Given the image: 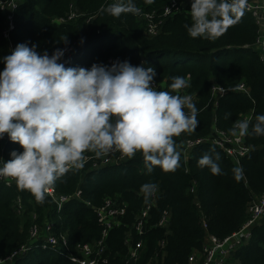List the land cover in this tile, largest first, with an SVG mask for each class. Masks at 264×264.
Returning <instances> with one entry per match:
<instances>
[{
    "label": "trees",
    "instance_id": "16d2710c",
    "mask_svg": "<svg viewBox=\"0 0 264 264\" xmlns=\"http://www.w3.org/2000/svg\"><path fill=\"white\" fill-rule=\"evenodd\" d=\"M118 2L121 0H21L14 13L15 28L7 38L3 36L5 16L0 11V72L5 67L3 57L21 43L29 47L35 44L41 55L45 50L49 56L56 49L65 50L60 62L66 68L109 66V59L113 62L127 60L133 66L144 63L145 67L155 69L158 91L172 92L170 77L186 79L188 93L195 97L193 103L198 110L199 125L192 132L173 137L180 152V166L174 172H164L155 166L148 173L140 152L121 165L88 171L90 164H87L82 171L70 170L53 187L57 195L80 192V199L67 202L59 213L47 194L44 203L39 204L30 192L20 190L15 180L11 186L1 183L0 259L29 243L32 214L38 216L39 223L45 218L53 221L55 233H63L71 246L96 241L101 225L93 208L109 197L127 205L120 225L115 226L107 238L110 264H124L126 232H131L135 241L142 242L136 264H188L190 255L201 249L205 234L223 239L237 231L247 218V205L252 197L264 194V136H244V145L249 151L238 165L207 142L184 152L185 140L212 137L214 129L230 132L234 122L250 111L254 117L249 126L251 133L255 116L264 115V65L259 50L254 47L258 27L251 14L245 12L215 40L192 38L184 27L192 23L191 0H178L180 8L181 2L184 3L181 11L167 17L157 35L147 37L145 23L138 15L125 13L116 18L103 10ZM133 2L146 13H161L171 0H153L151 4L146 0ZM73 10L79 16L67 20ZM61 18L66 21L59 22ZM241 82L249 89L248 96L230 92L216 101L211 100L212 83L232 88ZM173 94L181 95V90ZM188 111L185 108V112ZM213 147L220 155V175L212 174L209 168H201L197 163L205 154L214 156L210 151ZM13 150L23 151L5 134L0 139L3 164L11 159ZM237 168L242 171L237 173L234 171ZM147 183L158 185L159 194L144 223L145 233L137 236L131 227L147 201L141 191L142 185ZM16 199L23 205L20 215L14 206ZM165 213L169 220L163 229L157 223ZM202 220L206 230L202 228ZM161 240L165 241L164 248L159 245ZM229 262L264 264V225L252 230L251 239L231 254L226 264ZM12 264L73 263L51 250L34 248Z\"/></svg>",
    "mask_w": 264,
    "mask_h": 264
},
{
    "label": "clouds",
    "instance_id": "9594fccd",
    "mask_svg": "<svg viewBox=\"0 0 264 264\" xmlns=\"http://www.w3.org/2000/svg\"><path fill=\"white\" fill-rule=\"evenodd\" d=\"M246 7L247 0H191L192 23L184 27L192 38L215 40L243 17ZM103 10L116 18L141 12L133 0ZM36 47L21 43L3 57L0 139L7 134L23 151L10 153L11 159L0 167V177L14 179L20 190L43 204L58 179L84 167L86 152L97 158L113 152L133 158L140 152L148 173L155 166L164 172L180 166L173 137L199 125L191 96L173 94L189 86L184 77H170L172 92L158 91L153 86L157 73L144 63L133 66L125 60L111 66L93 64L90 69L66 68L60 62L65 50L56 49L49 56ZM249 126V120L236 121L232 135L264 136V115L255 116L251 133ZM210 151L215 155H203L198 166L220 175V155L215 147ZM157 190L154 183L141 188L146 199Z\"/></svg>",
    "mask_w": 264,
    "mask_h": 264
},
{
    "label": "built area",
    "instance_id": "2783aa9c",
    "mask_svg": "<svg viewBox=\"0 0 264 264\" xmlns=\"http://www.w3.org/2000/svg\"><path fill=\"white\" fill-rule=\"evenodd\" d=\"M21 0H0V11L4 13L6 28L3 30V36L8 37L9 32L14 30L15 24L13 22L15 10L18 8ZM114 1V0H110ZM180 11V3L178 0H171L169 5H166L161 13L158 11H153L151 13H146L141 10L138 17L145 23V35L147 37H152L157 35L163 21ZM247 12L256 21L258 27V37L254 44V47L260 52V60L264 65V0H247V7L244 13ZM74 10L71 11L67 20L78 17ZM59 22H65L66 19H59ZM11 46V45H9ZM70 51V50H69ZM109 66L113 63L112 59H109ZM153 86L156 88L158 85L153 82ZM188 87L182 88L181 96H191L192 102L194 100V95L188 93ZM230 92H238L249 95V89L244 83H239L235 87L226 88L219 86L216 83L211 84V100H218ZM253 119L252 111L242 115L236 121L249 120L250 124ZM235 121V122H236ZM234 122V123H235ZM234 125V124H233ZM233 128V127H232ZM213 136L209 138H199L195 140H185L184 152H189L192 148L200 145L203 142L211 143L221 149L227 158H229L235 165L239 164L240 158L244 157L248 151L249 147L244 145V136L232 135V132H225L221 130L214 129L212 131ZM86 157H89L85 163L82 171L88 166V171L101 169L109 165H121L130 158L122 156L119 152H113L107 156H101L99 158L95 155H89L85 153ZM0 167H3V162L0 160ZM14 182L12 178L0 177V184L5 186H11ZM55 190L51 188L47 193L54 204L56 205V212L59 213L64 204L70 200L80 199V192H76L72 195H56ZM158 190L147 198V201L143 204L138 215L135 218L132 230H134L137 236H141L145 233V221L149 216L151 207L156 205V199L158 197ZM119 200L114 198H105L102 205L94 208V213L97 217L98 222L101 225L100 237L92 242L86 244H76L71 246L67 237L63 233H55V224L53 221H46L44 228L39 231L36 225L30 226L29 228V243L20 246L17 250L12 252L10 255L0 259V264L12 260L11 264L19 256L26 255L29 251L34 248H40L42 250H51L58 257H65L73 264H110L109 256L107 252V238L109 232L115 227L120 225V219L124 217L126 213L127 205L121 203ZM198 205V204H197ZM16 212L18 215L22 214L23 205L20 199H16L14 203ZM247 218L240 226V228L231 233L230 235L219 239L215 236L207 234L205 236V241L201 246L199 251H194L189 259L188 264H226L227 260L230 258L231 254L234 253L240 246L245 245L251 239L252 230L257 227L264 225V194L258 197H252L247 205ZM37 217L36 214H32ZM169 215L165 213L158 221L157 225L160 227H166L168 224ZM202 226L206 229V223L202 220ZM124 245L128 248L127 261L126 264H136L141 256V240L135 241L131 232H126L124 239ZM161 248H164L165 241L159 242Z\"/></svg>",
    "mask_w": 264,
    "mask_h": 264
},
{
    "label": "rangeland",
    "instance_id": "374dc122",
    "mask_svg": "<svg viewBox=\"0 0 264 264\" xmlns=\"http://www.w3.org/2000/svg\"><path fill=\"white\" fill-rule=\"evenodd\" d=\"M184 6V3H182L181 2V8H180V11H181V9H182V7ZM251 112V111H250ZM253 113V112H252ZM254 120V117H253V119H252V121ZM251 121V122H252ZM130 159H132V158H130ZM129 159V160H130ZM128 161V160H127ZM53 189H54V187H52ZM55 190V189H54ZM190 191L192 192V190L190 189ZM56 192V191H55ZM47 194V193H46ZM56 194V193H55ZM48 195V194H47ZM57 195V194H56ZM49 196V195H48ZM58 196H60V195H58ZM50 197V196H49ZM51 198V197H50ZM70 201H72V200H70ZM117 202H119V201H117ZM63 209V208H62ZM93 210H94V208H93ZM61 212V211H60ZM37 219H38V216L37 217H34L33 216V220H36V221H34V222H32L31 223V227L32 226H34V225H36L37 227H38V229H39V231H41L43 228H44V226H45V223H46V221H51L50 219H48V218H45L41 223H39V222H37ZM161 228H163L164 229V227H161ZM202 228H203V226H202ZM204 229V228H203ZM204 230H206V229H204ZM207 234H205V236H206ZM205 236H204V239H203V241H205ZM162 241V240H161ZM160 242V241H159ZM126 249H127V252L124 254V264H126V261H127V254H128V248L126 247ZM116 255V254H115ZM25 256V255H24ZM24 256H22V257H24ZM11 262H12V260H8V261H6V262H4V263H2V264H11ZM231 262H229V264H230Z\"/></svg>",
    "mask_w": 264,
    "mask_h": 264
}]
</instances>
